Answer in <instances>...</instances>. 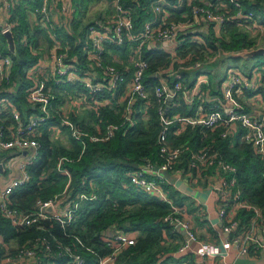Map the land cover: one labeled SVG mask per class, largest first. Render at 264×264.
I'll return each instance as SVG.
<instances>
[{
	"label": "built area",
	"instance_id": "obj_1",
	"mask_svg": "<svg viewBox=\"0 0 264 264\" xmlns=\"http://www.w3.org/2000/svg\"><path fill=\"white\" fill-rule=\"evenodd\" d=\"M153 0L151 2L152 17L140 28H136L132 10L125 7L119 0H113V11L110 15L86 28L87 43L85 44L84 65L74 62V57L68 55L69 43L59 44L53 39V44L46 51L42 59L40 56L28 69L26 79L29 81L25 89V101L32 108L27 116L21 113L15 103L8 97H0V151L11 155L22 153L20 161V176L4 185H0V215L17 227L41 228V221L55 220L65 231L78 208V203L85 199H94L95 193L81 192L77 199H70L64 190L60 195L42 201L37 199L31 211H23L11 206L10 194L12 190L28 180L26 166L35 158L40 148L38 136L46 119L51 116L52 102L55 98L51 89V82L81 83L89 92L105 90L111 95L122 88L120 99L127 100L119 122L107 123L102 129L99 125L97 133H87L68 118L63 123L68 126L70 135L76 141L85 145L84 139L90 141H104L116 131L127 130L134 125L131 112V103L143 99L149 101L150 95L154 98L156 112L159 119V129L156 135L157 154L159 161L152 162L145 158L143 162L130 173L129 183L146 193L157 197L160 201L170 205V211L163 220L178 231H185L183 240L172 256L181 259L182 264L193 258L192 264H234L227 260L229 250L234 248L239 256H247L250 252L258 253L264 249V214L261 209L244 198L237 185V168L227 162L217 150L211 151L206 146L197 149L190 148L185 143H170L171 127L178 123L172 133L178 135L186 126H196L201 130L214 131L220 129L221 137L234 133L238 127H243L242 136L249 143L253 151L264 158V114L252 113L248 104L264 102V82L262 72L254 67L250 72H243L237 67L228 66L217 84L219 98L215 103L209 99L210 78L208 73L201 72L195 77L191 88H185L180 80L173 81L174 75L180 70L201 69L203 62L199 60L190 64L191 56L186 53L179 57L178 49L180 35L193 34L198 30L211 29L216 35L220 34L221 27L227 21L235 22L249 29H264V22L257 20L256 12L245 10L242 0ZM223 11H219L218 3ZM12 0H0V13H5V24L1 27L2 33L11 29L13 24L7 22L11 15ZM186 7V8H183ZM166 8V9H165ZM183 8V9H182ZM180 11V19H170L174 11ZM34 16L40 26L50 31L51 16L48 0H42L33 9ZM196 37L204 43L203 36ZM52 38V37H51ZM260 38V35H259ZM24 46H29L34 52L28 37L20 39ZM160 43L159 45L157 43ZM158 45L170 57L166 67H159L153 72L156 79L154 84L145 81L149 62L143 55L144 47ZM264 46V45H258ZM110 48H116L126 56L123 62L106 63ZM249 48V49H254ZM243 48L241 50H249ZM212 51V50H211ZM239 51V50H238ZM226 51L218 46L212 54L211 61L223 57ZM38 53V51H37ZM39 54V53H38ZM225 58V57H224ZM12 65L9 53H4L0 47V89L8 87L10 69ZM100 72L97 75V72ZM97 76L96 79L94 77ZM202 77V78H201ZM252 93L251 95H249ZM211 97V96H210ZM81 102V97L78 99ZM76 100V101H77ZM179 107L181 103L195 105L192 115L183 116L178 110L171 115L168 110L172 102ZM104 103L106 100L103 101ZM102 103L100 102V105ZM256 106V107H258ZM148 105H145V111ZM260 115L262 117L260 118ZM59 130V129H58ZM66 157L58 158L57 167ZM186 161V166L178 164ZM1 163V162H0ZM164 172L178 173L174 181ZM179 179L185 184L194 183L205 193V199H199L196 192L174 184ZM181 182V181H179ZM172 185L181 195L192 199L199 210V214L215 231L217 245H212L200 239L192 227L186 205H177L169 197L166 185ZM52 207L51 210H48ZM199 207L202 209H199ZM253 211L249 226L246 230L237 231L238 221L235 219L239 210ZM112 225L107 232L106 246L108 252L100 254L96 249L88 247L77 235L64 232L65 236L74 239V245L60 240H52L45 236H36L28 240L29 245H22L14 254H7L0 258V264H35L42 255H53L54 247L58 253L66 256L65 264H83L85 255L79 251L86 249L97 256L98 264H114L123 249L136 242L131 231H125ZM188 255V256H187ZM210 262V263H209Z\"/></svg>",
	"mask_w": 264,
	"mask_h": 264
},
{
	"label": "trees",
	"instance_id": "obj_2",
	"mask_svg": "<svg viewBox=\"0 0 264 264\" xmlns=\"http://www.w3.org/2000/svg\"><path fill=\"white\" fill-rule=\"evenodd\" d=\"M41 1H13L11 15L7 22L13 24L11 30L16 44L15 54L8 50L0 27V47L4 53H9L12 60L9 75L10 84L8 87L0 89V97L6 96L11 99L23 115L32 109L24 98L25 89L29 85V81L25 77L26 69L36 62L39 54L37 51L31 50L29 46H24L20 39L22 36L28 37L33 48L40 44L41 38L49 40L50 44L46 31L41 28L38 21L36 20L32 27L27 21V10L33 11ZM119 1L132 10L136 28H141L152 17L151 2L153 0ZM170 1L175 2L176 0ZM210 2L217 1L210 0ZM241 2L245 10H253L256 12L257 20L261 23L264 22V7L261 0H242ZM219 11H223L222 6H219ZM179 12L178 10L174 11L170 19H180ZM71 25L76 35L61 32L59 37L63 42L69 41L71 46L68 55L74 57L75 63L83 66L85 63L81 48L83 43H76V38H84V32L89 24L84 26L80 32L76 31L77 24L74 20ZM220 29L219 35H216L211 29H207L178 37L180 41L179 57H184L186 53H189L190 64L199 60L203 62V65L201 69L178 71L172 78L173 81L180 80L185 88H191L198 74L208 73V70L205 71L204 65L213 62L211 57L218 46L226 51H238L258 46L256 37L250 36L245 26L242 27L235 22L227 21ZM199 34L203 36L204 43L196 38L201 37ZM112 49L117 50L116 48ZM143 55L149 62L145 81L154 84L156 79L153 72L161 66L166 67L170 63L171 57L158 45L155 47L145 46ZM260 57L263 59L261 64L264 66V55L257 56V58ZM230 59L248 58L230 57ZM104 61L117 65L110 56L105 57ZM254 67L259 68V65L255 64L252 68ZM252 68L247 72H250ZM189 70H192V74ZM97 73V75L100 74L99 71ZM96 78L97 76L94 77V79ZM262 81L264 82V74ZM50 85L55 96L52 102L51 116L46 119L41 127V133L37 137L41 144L37 155L26 166L28 180L22 185L16 186L10 194L11 206L28 212L34 208L37 199L45 201L55 195H60L64 190L69 194L70 199H77L81 192H94V199H83L78 203L73 221L65 227L66 233L77 235L88 247L104 254L109 250L106 246V238H108L107 232L112 225L125 231H139L140 236L136 237V242L123 249L114 264H182L183 261L174 258L172 253L182 242L183 235L173 225L163 220V217L171 209L170 205L142 189L132 186L128 179V172L135 168L126 163L139 165L145 158H150L152 162L159 161L156 145L159 119L152 95L148 102L138 99L131 103V112L135 120L132 127L125 131L120 129L104 141H90L85 138L83 148L81 142L71 137L68 126L62 120L68 118L90 134L97 133L99 126L103 129L107 123H118L127 104L126 99H120L122 88L111 95L105 90L89 92L81 83L54 84L51 82ZM73 94L81 97L83 111L81 115L72 112L65 115L62 111L63 102ZM104 100H106L105 103ZM146 104L148 107L145 111ZM194 108L195 105L190 107L185 103L176 107L173 101L168 114L171 115L178 110L183 116H188L194 113ZM178 125L176 123L174 127H171L170 137L173 143H185L192 149L206 146L211 151H219L227 162L237 168V185L241 189L242 196L259 207L264 214V158L255 153L251 145L243 140L245 129L238 127L234 133L223 138L220 135V129L201 130L199 127L188 125L178 135H175L172 130ZM58 129L68 135L69 146L58 140L57 136L53 137L55 130L59 131ZM3 156V152L0 151V158ZM62 156L73 160L63 159L58 168V158ZM181 165L186 166V161L178 164V166ZM166 190L175 204L187 205L188 213L195 220V224H206L211 233L216 235V231L199 216L197 205L192 199L181 195L170 184L166 185ZM252 215L253 211L245 209L238 211L235 217L238 221L236 232L248 228ZM40 225L41 228L36 225L29 228L17 227L0 215V258L7 254H14L24 244L29 245L27 241L36 236H45L54 242L60 240L74 245V239L64 235L65 231L57 221L45 219L41 221ZM79 251L85 255L83 264H98L96 255L86 249ZM57 253L56 247H54L53 255L44 256L42 252H39V258L35 264H65V254ZM192 263L193 258H188L186 264Z\"/></svg>",
	"mask_w": 264,
	"mask_h": 264
},
{
	"label": "crops",
	"instance_id": "obj_3",
	"mask_svg": "<svg viewBox=\"0 0 264 264\" xmlns=\"http://www.w3.org/2000/svg\"><path fill=\"white\" fill-rule=\"evenodd\" d=\"M12 1H15V0H12ZM208 1L209 0H205L204 2H208ZM74 2H75V0H48V5H49V9H50V16H51L50 31L48 32L47 29L42 27V26H41V28L46 31L47 36L50 39V44L48 42L49 40H46L45 38H41L39 40L40 44L37 46V51H38L39 56H40L41 59L44 56V54L46 53V51L51 48V46L53 44V39L56 42H58L59 44L69 43V41H67V40L63 42V40H61L62 38L59 37V33L63 32V33L69 34V35H76V33L73 31V26L71 25L72 20H74V18L76 16L75 14L78 11L77 6L76 7L74 6L75 11H74L73 14H71V11L74 10V9H72V4ZM220 2L221 3H218L219 6H221V4H223L222 1H220ZM261 4L264 7V0H261ZM27 11H28L27 12V21H28L29 25L32 27L33 25H35L36 18L34 16L33 11H30V10H27ZM4 13H5L4 11H2L0 13V26H2V27L5 24V14ZM110 14H108V15H110ZM108 15H106V16H108ZM106 16H101V17L104 18ZM242 27H244V26H242ZM245 28H246V30H247V32L249 33L250 36L252 35V36L256 37V43L258 45H264V41H263V43H261L260 38L258 39V35L264 37V29L262 30L261 28H256V29L252 30V29H249L247 27H245ZM76 31L80 32V30H78V28L76 29ZM198 31H202V30H198ZM86 41H87V38H86V30H85L84 38L83 39L76 38V43H83L81 48H82V50H84L85 44L87 43ZM69 45L71 46L70 43H69ZM108 56H110L113 59V61H115L116 64L117 63L121 64V62H123L121 59H125L126 58V56L124 54H121V53H119L118 50H114L112 48H110ZM223 58L224 57H218L217 59L213 60V62H211V67H212V71L211 72H213V65L217 61H219V60H221ZM225 58H227V57H225ZM189 71L192 74V70H189ZM208 75H209V78H210L209 90H210V96H211V97L209 96V99L212 100V103H215L217 101V99L219 98V95H218V92H217V84H219V79L220 78H218V81L215 84L212 81V79H211L213 75H211L209 73H208ZM260 103L261 104L259 106H258V104H248L247 107L251 110L252 113L263 112V114H264V102L260 101ZM81 104H82V102H80L79 100H77V101L74 100L72 102L69 101L68 102V106L66 107L67 100L65 99V101L63 102L62 111L64 112L65 115H68L67 113H70V112H72L74 114L81 115L83 113L82 108H81ZM256 106H258V107H256ZM85 107H86V105H85ZM30 111H32V109H29V111L26 112L24 115L27 116ZM261 117H262V115H261ZM62 132H64V131H62L61 129L59 131L55 130V137L56 136L57 137H59V136L62 137L64 135ZM66 146H69V142H68V145H66ZM25 153H26V151H25ZM3 154H4V156L0 158V162L2 164V166L0 168V185L1 186L6 184V183H8L12 179L17 178V177L20 176L19 166H18L17 169H14L13 171H9L10 166L12 165V162L9 164V161H3V160L7 159L9 156L14 155V154H19L22 157L24 155L23 152L21 154L20 153H14V154H11V155L7 154L6 152H3ZM19 165H20V163H19ZM177 174L178 173H174V176H173V173H169L170 179L171 178L173 179V180L171 179V181L175 180V177H176ZM179 181H181V182H179ZM181 186L187 187V189L184 190V191L188 192V189H191L192 191L196 192L195 195L199 199H202V200L205 199L206 193L200 187L198 188L194 183L185 184V183L182 182L181 179H179L178 181L175 182L174 187L176 189H179ZM184 205H186V204H184ZM186 207H187V205H186ZM199 209L202 212V209L200 207H199ZM198 214H199V210H198ZM189 215H190V217H192L191 214H189ZM199 216L201 217L200 214H199ZM192 227H193V225H192ZM206 227H208V226L206 225ZM205 232H206L207 238L205 237V239H202V240L206 241L209 244L217 245V243L219 242L218 239H217V235L212 234L211 230H209L208 228H207V231H205ZM131 233L137 238L140 236V232L139 231H134V232H131ZM261 251H264V249L261 250ZM228 259L231 262H233L234 264H248V262L250 261L251 258L248 257V256H239V255H237L236 251H234V248L231 247V249L229 250L228 257H227V260ZM21 264H27V263L22 262Z\"/></svg>",
	"mask_w": 264,
	"mask_h": 264
},
{
	"label": "rangeland",
	"instance_id": "obj_4",
	"mask_svg": "<svg viewBox=\"0 0 264 264\" xmlns=\"http://www.w3.org/2000/svg\"><path fill=\"white\" fill-rule=\"evenodd\" d=\"M74 6L75 7L77 6L78 8V11L75 14L76 16L74 18V21L77 24L78 30H81L84 28V26H87L88 24L93 23L94 21L101 20L103 18L101 16H106L110 14L113 11V0H75V2L72 4V9L74 10L71 11V14H73L75 11ZM260 41L261 43H263L264 41L263 36H260ZM261 62H263V59L261 57L257 58V56L250 57L248 59H241V60L223 58L217 61L213 65V72H211L212 71L211 64L204 65V69L205 71L208 70V73L213 75L211 79L216 84V82L218 81V78H220L224 74V71L228 66H234V67L239 68L243 72H247L250 70V68H252L253 65L258 64L260 71L263 74L264 66L261 64ZM77 99H78V96L76 94H73L70 98H66L67 100L66 107L68 106L69 101L72 102ZM62 133L64 135L62 137L61 136L57 137V139L60 140L65 145H68L69 138L67 134L65 132H62ZM53 137L55 138V135H53ZM169 142L173 143V140L171 139V137H169ZM22 159L23 157L21 155L14 154V155L9 156L7 159H4L3 161H9V164L12 162V165L10 166L9 171H13L14 169L18 168L20 160ZM130 172L131 171H129L128 173ZM190 220H191V224L193 225V228L196 230L197 236L201 239H205V237L207 238V235L205 232L207 231L206 224L197 225L195 224V220L192 219V217H190ZM247 256L251 258L248 264H264V251H260L257 254L254 252H250Z\"/></svg>",
	"mask_w": 264,
	"mask_h": 264
},
{
	"label": "water",
	"instance_id": "obj_5",
	"mask_svg": "<svg viewBox=\"0 0 264 264\" xmlns=\"http://www.w3.org/2000/svg\"><path fill=\"white\" fill-rule=\"evenodd\" d=\"M3 35L6 39L8 50L12 54H15L16 53V44H15V40H14L12 30L6 29L3 32ZM157 44L159 45L160 43L158 42ZM259 55H264V46H259V47H256L254 49H249V50H239V51H234V52H228V53H225L223 57H227V58H230V57L249 58V57H254V56H259ZM260 118H261V115H260ZM24 153H25V151H23V154ZM126 164H128L129 166H132L134 168L137 167L136 163H126ZM1 166H2V164L0 163V168H1ZM164 174L166 176H169L168 172H164ZM51 209H52V207L48 208V210H51ZM181 233L184 235L185 231L182 230Z\"/></svg>",
	"mask_w": 264,
	"mask_h": 264
}]
</instances>
